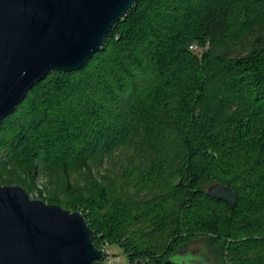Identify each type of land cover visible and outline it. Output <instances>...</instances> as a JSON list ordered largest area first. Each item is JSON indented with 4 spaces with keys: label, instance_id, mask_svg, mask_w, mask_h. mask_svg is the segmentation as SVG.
I'll return each mask as SVG.
<instances>
[{
    "label": "trees",
    "instance_id": "1",
    "mask_svg": "<svg viewBox=\"0 0 264 264\" xmlns=\"http://www.w3.org/2000/svg\"><path fill=\"white\" fill-rule=\"evenodd\" d=\"M263 32L264 0H139L82 68L49 73L2 121L0 183L29 191L37 169L117 156L108 186L83 177L87 196H49L88 210L98 247L121 245L129 264H210L179 251L208 236L224 264H264Z\"/></svg>",
    "mask_w": 264,
    "mask_h": 264
},
{
    "label": "water",
    "instance_id": "2",
    "mask_svg": "<svg viewBox=\"0 0 264 264\" xmlns=\"http://www.w3.org/2000/svg\"><path fill=\"white\" fill-rule=\"evenodd\" d=\"M138 1L0 0V125L49 73L82 68ZM207 191L237 199L230 185ZM107 254L82 210L0 183V264H103Z\"/></svg>",
    "mask_w": 264,
    "mask_h": 264
},
{
    "label": "rangeland",
    "instance_id": "3",
    "mask_svg": "<svg viewBox=\"0 0 264 264\" xmlns=\"http://www.w3.org/2000/svg\"><path fill=\"white\" fill-rule=\"evenodd\" d=\"M262 35L264 36V32L262 33ZM251 48L252 45L250 43H246L245 45L236 47L234 49V54L246 53ZM78 165L70 167L69 170H64V168L59 167L35 170V172L32 173L34 182L30 190L27 191L32 198L43 199L48 203H51L49 201V196L53 193H57L59 188H62V190L64 191L63 195L68 198H71V196L74 195H77V198L81 196H87L89 193L83 186V177H94L95 179H97L98 183L102 182V184L108 186V181L103 179L110 176L113 177L114 172L116 173V171H118V169L120 168V163L117 156H105L101 160L88 161L87 164L84 163L85 166H83L82 168H80ZM87 168L90 170V173L87 171ZM118 180L119 183L122 184H124V182L126 181L127 187L130 188V191H133L134 187H136V185H134L135 182L132 180L127 181L123 178H119ZM59 184H62L63 186H58ZM68 187H70L72 191L73 189H76L75 192H66V189ZM62 190L60 191L61 193ZM140 194H143V192H140ZM77 209L82 211L85 210L88 212V210L80 206ZM100 235H102V233H100ZM211 240L212 239L208 236H198L188 243L182 245L179 248V251H205L210 259V264H224V260L216 244L217 242H212ZM100 245L102 246V249H106L108 251L110 256L109 259L102 262L103 264H129L128 257L121 245L108 243L106 242V240L100 243Z\"/></svg>",
    "mask_w": 264,
    "mask_h": 264
},
{
    "label": "built area",
    "instance_id": "4",
    "mask_svg": "<svg viewBox=\"0 0 264 264\" xmlns=\"http://www.w3.org/2000/svg\"><path fill=\"white\" fill-rule=\"evenodd\" d=\"M190 47H191L192 49H199V47H198L197 44H192ZM100 248H102V247H100ZM107 252H108V251H107ZM107 256H108V259H109V258H110L109 253L107 254Z\"/></svg>",
    "mask_w": 264,
    "mask_h": 264
}]
</instances>
